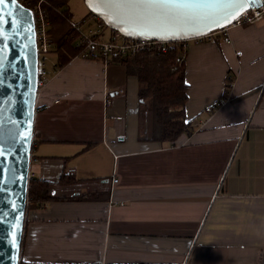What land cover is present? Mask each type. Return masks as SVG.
Segmentation results:
<instances>
[{
  "label": "crops",
  "instance_id": "0c3cea01",
  "mask_svg": "<svg viewBox=\"0 0 264 264\" xmlns=\"http://www.w3.org/2000/svg\"><path fill=\"white\" fill-rule=\"evenodd\" d=\"M230 37L188 43L192 124L174 142L145 139L125 65L58 68L53 43L30 179L59 199L26 211L22 264H264V18Z\"/></svg>",
  "mask_w": 264,
  "mask_h": 264
},
{
  "label": "water",
  "instance_id": "95a60500",
  "mask_svg": "<svg viewBox=\"0 0 264 264\" xmlns=\"http://www.w3.org/2000/svg\"><path fill=\"white\" fill-rule=\"evenodd\" d=\"M91 14L134 40H193L229 26V0L209 5L158 6L126 0H84ZM0 264H19L26 218L39 92V52L34 11L19 0L0 5ZM220 21V23H217Z\"/></svg>",
  "mask_w": 264,
  "mask_h": 264
},
{
  "label": "trees",
  "instance_id": "16d2710c",
  "mask_svg": "<svg viewBox=\"0 0 264 264\" xmlns=\"http://www.w3.org/2000/svg\"><path fill=\"white\" fill-rule=\"evenodd\" d=\"M19 1L35 10L36 14L39 0ZM69 1L43 0L42 8L51 22L49 33L55 44L58 68L79 56L84 49V44L79 43L80 35L69 24L72 20L67 8ZM184 53L182 49L163 52L158 46H153L135 55L112 57V61L125 65L130 75L138 77L142 131L147 129L145 139L174 142L181 134L191 129L192 121L187 119L185 113L189 87L185 76V64L184 61L181 65L178 64ZM174 67L177 69L173 70ZM68 178L64 175L59 184L71 185L73 180ZM55 187L56 184L31 178L26 211L30 206H39L59 199L52 194Z\"/></svg>",
  "mask_w": 264,
  "mask_h": 264
},
{
  "label": "built area",
  "instance_id": "2783aa9c",
  "mask_svg": "<svg viewBox=\"0 0 264 264\" xmlns=\"http://www.w3.org/2000/svg\"><path fill=\"white\" fill-rule=\"evenodd\" d=\"M43 4V0H39L36 14L34 10L39 52V85L48 78L49 72L47 65L53 47V41L49 33L51 22L47 18L46 11L42 8ZM91 16L93 20L96 21V28L90 26L88 30H84L82 25H73V27L80 34V43L84 44V49L79 56L85 59L100 60L114 55H135L153 46H158L163 52L177 49H182V51L185 52L190 41L203 40L205 38H217L221 39L224 43L230 44L232 42L230 30L235 27L254 24L262 20L264 18V4L259 7L251 8L235 19L229 26L219 29L206 37L174 42L128 39L120 32L105 26V23L98 16L92 14ZM107 31L109 32L108 35ZM183 61L184 55L180 57L178 64L181 65ZM176 69V67L173 68V70ZM206 110L207 112H211L212 108L208 107ZM114 182H117V179H115Z\"/></svg>",
  "mask_w": 264,
  "mask_h": 264
},
{
  "label": "snow or ice",
  "instance_id": "6c2138e0",
  "mask_svg": "<svg viewBox=\"0 0 264 264\" xmlns=\"http://www.w3.org/2000/svg\"><path fill=\"white\" fill-rule=\"evenodd\" d=\"M15 3V0H12ZM129 3L145 4L158 6V11L169 12L171 11L170 6H190V5H209L213 3H219L220 0H126ZM231 4L235 6V11L232 12L227 19L230 21L234 16L238 15L240 12L247 10L249 5L256 6L258 0H229ZM8 0H0V5L7 4ZM264 3V0H262ZM2 13V9H0ZM220 23V21H217ZM2 155V153H0Z\"/></svg>",
  "mask_w": 264,
  "mask_h": 264
},
{
  "label": "rangeland",
  "instance_id": "374dc122",
  "mask_svg": "<svg viewBox=\"0 0 264 264\" xmlns=\"http://www.w3.org/2000/svg\"><path fill=\"white\" fill-rule=\"evenodd\" d=\"M67 8H68V12L72 16V20L69 21L70 26L73 27V25H82V28L84 30H88V28L90 26H92L93 28H96L95 27L96 21L93 20L90 11L87 9V7L84 3V0H70L68 5H67ZM108 33L109 32L107 31V34ZM79 43H80V41H79ZM53 59H54V56L51 55L49 62H48V65H47V68L50 71V73L53 70V65H52Z\"/></svg>",
  "mask_w": 264,
  "mask_h": 264
}]
</instances>
